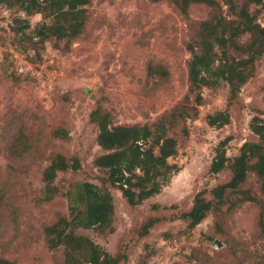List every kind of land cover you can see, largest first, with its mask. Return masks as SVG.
Here are the masks:
<instances>
[{"label": "rangeland", "instance_id": "obj_1", "mask_svg": "<svg viewBox=\"0 0 264 264\" xmlns=\"http://www.w3.org/2000/svg\"><path fill=\"white\" fill-rule=\"evenodd\" d=\"M212 13L198 2L184 14L171 0H90L80 36L32 48L19 42L12 24L23 16L34 27L43 15L27 16L18 5L0 1V257L16 264L65 263V247L50 246L46 227L72 218L69 192L75 183L104 186L105 172L94 162L104 151L92 111L101 105L115 123L152 124L175 106L195 107L194 95L187 99L188 44ZM259 21L264 25L261 7ZM229 94L226 83L204 87L202 104L179 118L171 132L179 138V153L170 161L181 170L161 193L132 206L106 183L114 196L113 230L71 229L121 254L122 264H264L258 203L245 202L221 217L223 231L214 213L193 229L180 217L199 191L230 179L229 169L210 172L220 141L231 137L227 153L234 156L245 141L258 139L251 121L264 118V55L231 104ZM226 109L230 123H209L210 114ZM58 153L78 159L80 167L59 171L48 191L44 170ZM247 187L259 194L254 174ZM151 217L157 221L144 234Z\"/></svg>", "mask_w": 264, "mask_h": 264}, {"label": "trees", "instance_id": "obj_2", "mask_svg": "<svg viewBox=\"0 0 264 264\" xmlns=\"http://www.w3.org/2000/svg\"><path fill=\"white\" fill-rule=\"evenodd\" d=\"M18 5L27 15L37 13L43 20L34 27L28 17L18 16L12 30L19 42L38 48L49 39L71 41L83 32L88 16L90 0H0ZM158 1V0H156ZM184 14L192 3H206L212 7L210 18L200 22L196 36L188 44L192 53L189 61V95H194L192 107L175 106L152 124L115 123L112 114L98 105L91 113V120L98 126L97 142L103 151L94 162L104 170L100 186L91 181H78L69 192L70 216L46 227L52 248L65 247L64 264H122L123 256L113 254L93 239L78 235L72 227L97 228L101 232L113 230L114 196L106 186L110 183L121 190L127 202L136 206L158 195L170 184L174 174L181 170L170 158L179 153V138L171 132L179 118L190 116V108L197 110L204 99V87H229V104L239 95L243 85L255 75L257 61L264 55V25L259 21V7L264 0H171ZM253 6H257L253 9ZM226 7V8H225ZM227 9V10H226ZM249 34L247 40L243 37ZM22 44V43H21ZM197 112V111H196ZM228 109L208 116L214 126L230 123ZM251 129L258 136L255 141H245L237 155L227 153L231 137L221 140L210 165L211 173L226 169L231 177L211 189L199 191L193 206L182 213L190 229L202 223L210 213L217 217V225L223 231L221 217L233 212L245 202L254 201L261 207L260 232L264 235V118L254 116ZM184 135L189 130L183 128ZM78 159L70 161L63 154H56L44 170L47 190L51 191L58 172L78 169ZM251 174L259 184V194L247 187ZM208 193L210 196H208ZM157 218L151 217L143 225V233H149ZM73 223L75 224L74 226ZM0 264H16L0 257ZM178 264V263H174Z\"/></svg>", "mask_w": 264, "mask_h": 264}, {"label": "water", "instance_id": "obj_3", "mask_svg": "<svg viewBox=\"0 0 264 264\" xmlns=\"http://www.w3.org/2000/svg\"><path fill=\"white\" fill-rule=\"evenodd\" d=\"M215 245H216L217 247H221V246H222V243H221L219 240H216V241H215Z\"/></svg>", "mask_w": 264, "mask_h": 264}]
</instances>
